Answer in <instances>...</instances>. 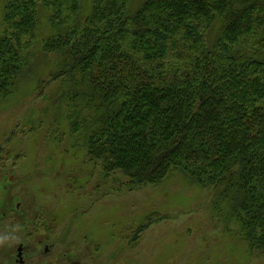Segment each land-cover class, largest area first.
Returning a JSON list of instances; mask_svg holds the SVG:
<instances>
[{"label": "trees", "instance_id": "16d2710c", "mask_svg": "<svg viewBox=\"0 0 264 264\" xmlns=\"http://www.w3.org/2000/svg\"><path fill=\"white\" fill-rule=\"evenodd\" d=\"M84 5L12 0L5 15L17 39L48 13L42 50L57 54L50 82L71 134L138 187L175 170L209 182L235 238L264 251V0H93L87 16ZM6 35L0 90L20 60Z\"/></svg>", "mask_w": 264, "mask_h": 264}, {"label": "rangeland", "instance_id": "374dc122", "mask_svg": "<svg viewBox=\"0 0 264 264\" xmlns=\"http://www.w3.org/2000/svg\"><path fill=\"white\" fill-rule=\"evenodd\" d=\"M11 1L0 0V38L13 36L20 60L12 85L0 90V191L11 225L42 216L47 235L35 240L28 229L26 241L49 237L63 243L60 255L74 246L85 264H264V251L235 238V223L215 212L218 192L209 182L175 170L138 187L102 172L56 104L50 74L57 54L42 50L53 34L48 13L32 35L14 39L19 32L5 21ZM92 1L85 0L83 16Z\"/></svg>", "mask_w": 264, "mask_h": 264}, {"label": "flooded vegetation", "instance_id": "af4514ba", "mask_svg": "<svg viewBox=\"0 0 264 264\" xmlns=\"http://www.w3.org/2000/svg\"><path fill=\"white\" fill-rule=\"evenodd\" d=\"M4 198L5 194L2 190L0 191V264H85L83 258L80 259V257L73 255L74 246L68 247L67 251H63L60 255L56 249L60 248L63 250V248L58 247V245H62L63 243L53 242L49 237H43L36 242L26 241L24 235H27L26 230L28 229L30 230L28 237H32L33 233L35 240L40 237L37 234L47 235V232H43L42 230L46 226V224L41 222L42 216L40 215L30 225L26 224L25 219L24 225H20L19 228L16 226V220L15 224L11 225L9 218L11 214L10 201L8 198ZM19 208L20 205H16L15 209ZM25 217L27 218V215L24 213ZM45 219L47 222V216ZM19 223L20 220L17 221V224ZM47 240H50V242Z\"/></svg>", "mask_w": 264, "mask_h": 264}]
</instances>
